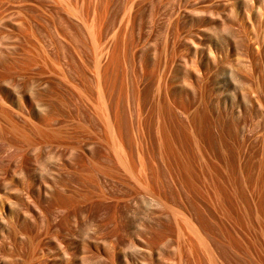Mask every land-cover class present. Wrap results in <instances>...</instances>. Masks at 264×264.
Segmentation results:
<instances>
[{"label": "rangeland", "instance_id": "1", "mask_svg": "<svg viewBox=\"0 0 264 264\" xmlns=\"http://www.w3.org/2000/svg\"><path fill=\"white\" fill-rule=\"evenodd\" d=\"M36 159L94 216L87 256L101 264H264V0H0L6 215ZM8 232L0 223V264L63 253L40 231L36 250Z\"/></svg>", "mask_w": 264, "mask_h": 264}, {"label": "bare ground", "instance_id": "2", "mask_svg": "<svg viewBox=\"0 0 264 264\" xmlns=\"http://www.w3.org/2000/svg\"><path fill=\"white\" fill-rule=\"evenodd\" d=\"M235 45H237V44H235ZM231 49L232 48H230V50ZM243 50L246 52V54L249 53L251 50L250 45L246 43L245 48ZM104 70H102V72H100L101 75H103V77L105 76V74H107L106 70L105 71ZM184 75L185 74H182L181 77L184 78ZM4 77H5V75H4ZM5 78L7 80V77H5ZM104 78L106 80L107 77H104ZM1 80H3V79H1ZM6 80H5V82H6ZM104 82H106V81H104ZM12 83L13 82H10L7 80V86H12L11 88H13ZM106 85H107V83H106ZM107 88H109V87H107ZM9 89H10V87L7 88V90H9ZM106 90H109V89H106ZM104 92H106V91H104ZM105 96H106V94H105ZM103 97H102V99H103ZM35 99L38 101V103H36V104L42 105L41 103H43V102H41V101H43V100H41V97L39 98L37 96V98L35 97ZM4 100H5V98H4ZM31 100L33 102L36 101L33 98ZM107 100H108V98H107ZM107 100L104 98V102L102 104H104V108L107 109L106 110L107 118H108V121L110 123V126L112 127V129L114 131L116 138L118 139L117 140L118 146L120 148H122V142L123 141L121 140L122 134H121V130H120L121 128L119 125L120 122L118 123L116 115L114 113H113L114 114L113 115L112 112L109 111L110 107L108 108L109 102ZM6 112H8V111H6ZM8 116H9V114H8ZM189 121H191V120H189ZM190 128L192 129V135L194 136V138L198 142L199 134L196 130V127H194L192 125ZM159 132H160V129H159ZM160 133L161 134H159V135L162 136V139L160 138L161 139V143H160L161 149L167 153L173 152L174 148H175L173 145V142L168 139L169 136L162 129V126H161V132ZM197 142H196V145L199 143V142L198 143ZM35 162L38 164V166H37V169L34 171V173L37 174L36 176H38V179L35 180V178H33L32 179V186H27L26 188H22V189L18 190V191H20V194L25 195V198L20 199V198L16 197L17 201L12 203V207L9 210L10 216H9V212L6 215V213L0 209V223L3 226L4 230H6V231L8 230L10 232V235H11L10 237L11 238L13 237L12 238L13 241L14 240L16 241L18 238H20V240H22V243H26L29 246V248L32 250H36L39 247L40 242L39 243L36 242V241H38V238H40V237H37L39 231L41 232V234L49 235L51 244L54 245L53 247L63 250V253L61 256L57 255V254H54V255L52 254L53 256L51 258H50L51 253H48L50 255L49 259L47 258L48 262L50 261L53 264H70L65 260L66 259L65 252H68L73 245H71L70 240H69L70 241L69 242V241H66V239H68L70 237L73 238L74 229L79 227L78 229L81 228L80 230L82 231L81 239H83L82 240V242H83L82 247H83L84 251L82 253L85 254V256H83L84 255L83 254L81 259H80L81 264H101L102 258L98 254L95 255L96 258L93 256H87L88 247H90L91 241H92L91 237L93 238L92 233H93V224H94V219H95L94 216H91L88 209L82 210L80 208V206L76 202L77 200L74 199L73 190H70V192L67 193L69 190L65 189L67 195L64 194L63 184H62V181L59 177V170L60 169L57 166L47 168L43 163L38 162V159H36ZM25 163H26V161L23 158L19 164L15 165L21 174L23 173L24 169L26 168ZM22 200H24V204L21 203ZM86 201L87 200H85V202ZM85 202H83V203H85ZM89 203H87V204H89ZM90 204H89V206H87L89 209L91 208ZM94 206H95V204H94ZM102 219H100V220H102ZM99 222L101 223V221H99ZM101 225H102V223H101ZM101 225L99 224V226H101ZM103 226H101V228ZM158 227L159 226H157L154 229L148 230V234L150 235V237L152 235L154 237L153 239H155V241L160 239V236H161L160 235V229L161 228L160 227L158 228ZM145 229L146 228L143 227V230L146 232L147 229L146 230ZM40 232H39V234H40ZM74 238H76V237H74ZM76 239H78V237ZM93 243H95L94 240H93ZM100 246H103V244H100ZM82 247H81V250H82ZM51 249H49L48 251L50 252ZM101 250L105 254L109 253L111 251H114L112 248H107V249L102 248ZM47 256L48 255H46V257Z\"/></svg>", "mask_w": 264, "mask_h": 264}]
</instances>
